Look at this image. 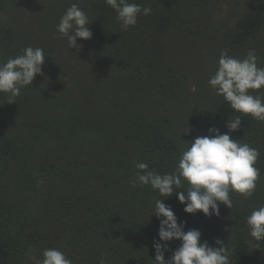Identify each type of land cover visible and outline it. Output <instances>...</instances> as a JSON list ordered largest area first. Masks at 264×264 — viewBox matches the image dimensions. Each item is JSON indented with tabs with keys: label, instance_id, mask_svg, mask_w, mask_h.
I'll return each instance as SVG.
<instances>
[{
	"label": "trees",
	"instance_id": "1",
	"mask_svg": "<svg viewBox=\"0 0 264 264\" xmlns=\"http://www.w3.org/2000/svg\"><path fill=\"white\" fill-rule=\"evenodd\" d=\"M198 1L132 0L151 7L152 12L148 16H139L134 27L121 31L117 13L105 0H83L80 7L88 14L89 26L94 25L98 31L86 43L97 54L96 64L99 63L106 73L95 84L85 86L86 73L79 71L72 78L76 84L73 90L85 88L79 97H75L70 87L53 85V82L58 83L60 73L57 74L45 60L43 75L36 76L31 86L22 88L15 103L9 104L5 94H0V128L10 130V135L1 138L0 173H3L2 179L13 191L8 200L0 199V264H34L29 256L42 260L46 248L70 249L77 257L78 253H84L91 259L92 252L110 245L113 237L116 241L111 248H124L128 252V245L130 247L133 243L129 241L128 233L133 241L135 238L136 242L144 239L142 250L151 254L148 259L140 257L136 264H154L153 241L158 240L159 226L149 229L139 227L136 235L131 229L135 226L129 224L131 230L127 231L129 227L118 224L119 211L110 207L109 197H124L128 202H123L121 207H128V214L137 219L152 213L145 211L143 214L142 207L151 202L155 208L157 199H165V204L176 203L184 207L178 203L175 195L161 197L150 186L132 189L129 182L134 178L131 179L129 171L136 163L146 162L150 170L160 174L171 173L186 149V143L195 137L194 133L189 136L179 133L181 123L176 111L189 103L192 105L193 99H190L192 96L187 86L198 71L192 73L177 67L172 58L174 48L171 37L184 24L187 25L188 18L194 13L197 19H192L188 27L183 28L185 34L194 38L203 37L206 28H210L208 17L201 18L199 15L204 12L201 9L206 8L207 3L204 1L202 5ZM41 3L39 0H0V63L22 54V50L28 46L48 51V45L34 40V22L30 23L28 30H22L14 20L16 15L26 16V8L31 14ZM51 5L53 7V3ZM45 9L44 4L41 12ZM58 20L57 16L55 25ZM203 22L206 24L201 26ZM223 30V39L216 42L214 47L218 56L222 51H227L229 55L241 59L244 52L255 50L256 45L264 46V2L243 13L233 28L223 26ZM48 47L56 48L54 45ZM71 67L75 68L76 65L68 63L67 68ZM106 67L111 70L108 71ZM61 75L68 77L64 72ZM118 75L130 77L133 86L123 80V83L118 82ZM114 85H119L123 90L125 88L127 93L121 90L125 100L128 90L135 87L139 91L129 103L126 100L131 105L128 110L119 111L122 99L112 91ZM84 95L86 104L85 101L82 103ZM50 97L56 100L55 109L53 113H46L39 102ZM46 102V109L50 110L52 104L49 100ZM208 106H204L202 112L209 115L214 113L213 122L220 124L227 132L228 120L241 115L231 110L222 96ZM158 109H161L159 113L164 123L151 121V115L155 116ZM194 109L189 111L188 119ZM172 112L178 121L177 118L173 120ZM31 114L36 119L43 118L44 123H35ZM57 116H62V119ZM241 119L240 129L229 134L260 152L255 165L260 169L256 190L250 198L230 193L233 199L231 209L227 207L222 212L225 205H219L218 221L228 220L230 229L227 232L218 224L212 226L206 222L210 219L203 213H200L202 222L198 230L201 238H206L204 241L212 247H217L214 241L220 238L228 249L232 248V264H264V241L258 242L250 237L246 223L254 209L264 206V122L251 116L241 115ZM110 130H121V134L119 131L117 135L111 134ZM23 132L27 134L28 141L22 138ZM79 138L88 139L86 148L73 152L74 155L69 154L68 151L75 149L74 142ZM127 144L128 153L124 150ZM57 150L63 155L57 157ZM135 155L137 162L130 163V158ZM136 171L135 167L134 173ZM45 185L50 188L43 190ZM54 192L61 194L53 197ZM35 196L39 198L33 199ZM140 201V204L136 203ZM68 221L71 226L67 230ZM185 222L195 229L191 227L190 215ZM188 229L185 227V231ZM116 231L119 235L124 231L126 238L120 237L118 240ZM102 257L114 262L109 253ZM124 260L119 258L116 263ZM127 264L133 263L129 261Z\"/></svg>",
	"mask_w": 264,
	"mask_h": 264
},
{
	"label": "clouds",
	"instance_id": "2",
	"mask_svg": "<svg viewBox=\"0 0 264 264\" xmlns=\"http://www.w3.org/2000/svg\"><path fill=\"white\" fill-rule=\"evenodd\" d=\"M105 3L117 13L121 31L134 27L139 16H148L152 12L151 7L132 0H105ZM90 24L88 14L79 4L73 3L61 16L56 31L67 39L69 49L80 50L77 41L93 37ZM45 59L44 49L28 46L22 54L0 63V94H5L9 104L15 103L21 89L31 86L36 76L43 75ZM257 60L254 49L242 59L222 51L218 67L208 83L231 110L264 122V96L253 94V91L264 89V68L258 67ZM241 115L228 120V132L222 134L217 128H209L208 135L197 136L186 143L187 148L182 151L171 173L160 174L150 170L146 162L136 163L137 171L129 182L130 187L150 186L159 196L166 198L175 195L184 205L186 214L199 212L208 218L219 217L221 203L232 208L230 193L252 197L260 176V169L255 166L260 152L229 134L240 129ZM164 200L157 199L154 208V215L160 221L158 240L153 241L155 264H231V253L222 239H215L217 247L207 241L201 242V232L198 229L185 231L186 222H178ZM246 223L250 237L258 242L264 241V206L254 209ZM173 240L180 241V246L166 260L167 244ZM42 256V260L32 255L29 258L34 264H72V260L58 248H46ZM100 264H105L103 258Z\"/></svg>",
	"mask_w": 264,
	"mask_h": 264
},
{
	"label": "rangeland",
	"instance_id": "3",
	"mask_svg": "<svg viewBox=\"0 0 264 264\" xmlns=\"http://www.w3.org/2000/svg\"><path fill=\"white\" fill-rule=\"evenodd\" d=\"M39 1L41 3V0ZM204 1H206L207 3L206 8H202L201 10H203L204 12L199 13V15L201 18H205L206 16L208 17V19L210 20V23H209L210 28H206L205 34L203 35V37L194 38L193 36L185 34L186 30L183 29L185 27H188L187 25H189V23L192 22V19H197L196 13H194L193 15L190 16V18H188L186 22L187 25L184 24L183 28H181L180 31L177 30L175 35L171 37V43L173 44V48H174V55H172V58L174 59V63L177 65V67L181 69H188L192 73H194L196 70L198 71V75H196L195 78H193L190 82H188L189 85L187 86L188 91L189 93H191V96H192L190 97V99L191 100L193 99L192 105L191 103H189L188 105L179 107L178 111H176V115L180 119L179 123H181L180 124L181 130L179 131V133L184 134V135L187 134L188 136L194 133L195 137L191 138L190 139L191 141H193L197 136L208 135L209 128H213V127L217 128L220 130L222 134L227 132L226 130L222 128L220 124L213 122L212 118H213L214 113H212V115H209V114L202 112L204 106L206 108L209 107L208 105H211L212 103L216 101L217 98L221 97L216 94V92L212 89V87L208 83L209 79L211 78L212 75H214L218 67V60L220 57L216 55V52H214L215 51L214 47L216 46V42L223 39V32H224L223 26H226L228 28H233L236 25V23L239 21L243 13H245L246 11L250 9L256 8L257 5H260L261 3L264 2V0H212V1L199 0L198 2L203 5ZM82 2L83 0H42V3L40 5L37 4V7L36 5H33V7H36V9L31 14H30L31 11L29 12V10L26 8L25 10L26 16H24V14H19L14 17L15 22L19 25V27H21L22 30H28L30 23L34 22L35 23V33H36L34 40L42 44H46L48 46L54 45L56 47L54 48L55 49L54 50V49H51V47L47 46L48 51L47 52L45 51V55H46L45 60L48 63V65L50 66L52 65L57 74L58 72L60 73L58 74V77H57L58 83L53 82V85L59 84L61 85V87H66V88L70 87V91L75 93L74 94L75 97L76 96L79 97V95L82 93L83 88H85V87H82L80 88V90H77L78 93L77 91L73 90L74 86L76 87V84L72 78H74L75 75L79 73V71L82 73L85 71L84 73H86V78L84 81L85 86H88L90 84L91 85L95 84L97 80L99 79V77L103 76L106 73L104 68L99 63L96 64L95 60L98 59L97 54L94 53L93 49L89 48V46L86 43V42L91 41V39L95 37V35L98 33L94 25L89 26L90 30L93 33V37L90 40H87V41L78 40L77 41V44L80 45V50H77L75 48L69 49L67 39L65 37H61V35L56 31V26L60 22V18L65 13L66 9L70 7L73 3H77L79 4V6H83L81 5ZM51 3H53V7ZM44 4L46 5V9L45 11L41 12L42 9L44 8ZM57 16L59 17V20L55 25ZM205 24L206 23L203 22L201 26H204ZM255 50L258 56L257 65L258 67L264 68V46L262 44H258L256 45ZM248 51L244 52V54L241 55L242 56L241 59L246 57ZM67 58L69 59V61L67 60ZM101 59H104V57H101ZM68 63H73V66L76 65V67L75 68L71 67L70 69H68L67 68ZM107 70L110 71L111 68L109 67L107 68ZM63 72L67 74L68 77L62 76L61 74ZM117 80H120L118 82H122L121 80H123L130 85L133 84V81L130 79V77H123L122 75H118ZM108 85H111V84H108ZM121 90L123 89L119 85H114V89L112 91H114L119 96L120 100L122 99V102L120 103L119 111L126 109V108H127L126 110H128V106H131L130 104H128L129 101H131L133 95L139 91H137L135 87L131 91L128 90L129 94H128V97L126 98V100H128V103H127L125 98L122 95ZM123 92L127 93V91H125V88ZM178 92L181 93V90L178 89ZM262 92L264 93L263 89L258 90V91H253V94L263 95ZM51 95L52 97H54L53 94ZM52 97L48 99L47 98L43 99L39 102L40 105L44 107L43 109L46 111V113H53L55 109L54 105L56 103V100H54V98ZM82 97H83L82 103L84 104V101H85V104H86V100H85L86 96L84 95ZM47 100H49L50 104H52L50 110H47L45 106L47 105V102H46ZM98 102H100V100ZM53 106L54 108L52 110ZM194 107L195 109L192 110L193 113H190L192 116L189 117L188 119L187 116L189 114V111L191 110V108L193 109ZM88 109L90 110V108ZM159 112H161V109L157 110V114L155 116L151 115V121L154 120L156 123H164V120L162 119L163 117ZM201 113H203L202 117H200ZM166 114H168V112ZM63 115H65V113H63ZM176 115L175 113L172 114L173 120L174 118L175 119L177 118ZM33 116L34 115L31 114L30 117L31 119L35 121V123H40V124L44 123L43 118L36 119V117H33ZM57 118L62 119V116L60 117L57 116ZM178 118H177V121H178ZM22 123H23V120H22ZM5 129L6 128L4 127L0 128V143H1L2 137L10 135V130L8 131L7 129L6 130ZM120 131L121 130H117V131L110 130V133L117 135L116 132L121 134ZM22 138L25 141H28V136L25 132L22 133ZM93 138L94 136L92 135V139ZM87 140L88 139H80V138L78 140L76 139V141L74 142V145H76L74 146L75 149L71 148L68 151V153L71 155H74L73 152L81 151V149L86 148L85 145L87 143ZM124 150L127 151L128 153V144ZM121 152H124V151L122 150ZM61 155H63V152H60L59 150H57L56 156L59 157ZM136 162H137V156L136 155L132 156L130 158V163H136ZM134 169H135V165L129 171L131 179L135 178ZM2 174L3 173H0V195H1L0 199L8 200L7 198L10 196V194L13 193V191H12V188L6 185V182H4V180L2 179L1 177ZM10 174H13V173H10ZM46 186L47 185L43 187V190L45 188L46 189L50 188L49 186L47 187ZM56 194L60 195L61 192L60 193L54 192L52 194L53 197H55ZM41 197H46V196L42 195ZM38 198L39 196L33 197V199H36V200ZM109 199L111 200L109 203L110 207H112L113 210L118 209L119 211L120 216L117 213L119 217L118 224L129 227L126 229L127 231L128 229H130L129 224L135 226L134 229L133 228L131 229L133 230L132 233H136V235L138 234L137 230L139 229V227L140 229H144V228L149 229L156 225L159 226L160 221L154 215V208H153L154 206L151 202L145 204L144 207H142V209H144L142 213L145 211H149V212L153 211V212L147 213V214L143 213L144 215L140 219H137L136 217H133L132 215L128 214V207H124V206L121 207L123 202L124 203L128 202L124 197H117V198L109 197ZM136 203L140 204L141 201L136 202ZM116 204H117V207H115ZM166 205L172 208L176 217L178 218V221L180 222H185L186 220H188V215H190L192 218L191 225H193L191 227L195 229H199V223L202 222L199 212L194 215L186 214L184 212L183 206H178L176 203H174L173 205H170V204H166ZM136 206L139 207V205H136ZM226 208L227 206L224 207L222 212L226 210ZM192 216H195L196 219H194ZM209 219L210 221H206V222H208L212 226L215 224H218L219 226L222 227L223 231L225 232H227L228 229H230L227 219H222L218 221V217L216 218L215 216H212ZM187 223L188 222H186V228L191 229ZM70 226H71V223L68 221L66 225L67 230ZM125 226H123V228ZM124 233L125 232L122 231L121 234L119 235L117 234V231H116V236L118 237V240L120 237H125ZM128 239L130 242H133L131 243L130 247H129L130 244L128 245V252H125L124 248H120V250L119 249L113 250V247H114L113 244H114V241H116L113 237L112 239H110L111 240V242L109 243L110 245L104 246L102 249H97L93 251L92 256H90L91 259H88L87 255L84 256V253L83 254L78 253V257H77L76 255H74L75 253L71 252L70 249L64 248V249H61V251L64 252L66 256L72 260V264H90L92 262L93 264L95 263L99 264L101 260V256L108 255V253L110 255V258H114V262H111V261L109 262L107 258L102 257L105 261V264H117L116 262H117V259L119 258L121 259L124 258L125 260L121 263L119 262L118 264H127V262L129 261H131L133 264H136L140 257L147 258V259L151 257L150 253H145L142 250L143 249L142 246L145 245L144 239L143 240L138 239L139 242H136L137 238H135V240L133 241V237L129 233H128ZM205 239L206 238L204 237L201 238V242H203ZM111 244L113 246L112 248H111ZM167 246L169 248V252L165 253L166 260L169 259L173 251H175L180 246V242L178 243L177 241H171V242H168ZM229 251L231 252L232 248H229ZM81 257H83L84 260ZM230 258H231V264H232V256ZM89 260L92 262H90Z\"/></svg>",
	"mask_w": 264,
	"mask_h": 264
}]
</instances>
